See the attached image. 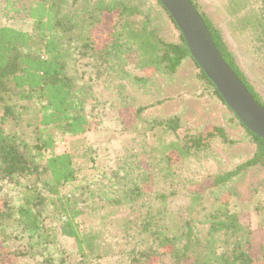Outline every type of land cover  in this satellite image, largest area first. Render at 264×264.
Masks as SVG:
<instances>
[{"label":"trees","instance_id":"1","mask_svg":"<svg viewBox=\"0 0 264 264\" xmlns=\"http://www.w3.org/2000/svg\"><path fill=\"white\" fill-rule=\"evenodd\" d=\"M1 1L7 15L29 18L33 28L29 32L0 25V180L21 188L18 206L9 201L0 204V234L10 237L9 229L23 226L30 237L38 233L51 242L58 231L48 216L55 212L62 233L76 240L83 258L102 256L98 234L80 233L70 192L79 187L82 195L95 196L98 191L96 178L89 179L88 174L97 175L99 169L82 161L91 152L86 139L100 124L95 85L104 79L128 78L133 86H146L157 74L175 77L191 59L202 95L212 94L231 112V120L254 146L253 153L233 169L210 175L206 180L211 183L202 187L182 176L185 163L210 149L215 138L226 146L239 140L220 124L204 131L189 129L183 137L151 146L148 168L136 154L123 174L105 173L103 181L114 177L115 183L108 187L104 183L107 191L98 196L105 199L109 213H127L117 219L125 231H134L129 233L130 264H148L165 254L174 264H254L253 231L231 210L228 195L221 193L233 178L252 168H264V139L228 107L160 0ZM190 1L224 59L264 106L263 94L240 66L220 26L198 0ZM259 1L254 25L260 37L264 36V0ZM105 17L111 18L110 38L98 47L95 31ZM160 18L175 26L178 38L162 34ZM151 105H139L137 115L143 119ZM181 122L179 115L153 118L142 140L157 126L178 132ZM150 181L158 186L151 193L146 190ZM181 190L188 191V202L179 209L169 208V198ZM214 195L216 205L208 208L203 201ZM14 253L19 261L32 255L29 250ZM0 264H8L1 250Z\"/></svg>","mask_w":264,"mask_h":264},{"label":"rangeland","instance_id":"2","mask_svg":"<svg viewBox=\"0 0 264 264\" xmlns=\"http://www.w3.org/2000/svg\"><path fill=\"white\" fill-rule=\"evenodd\" d=\"M201 9L207 12L222 29L225 38L235 52L242 69L247 73L255 88L264 96V36H258L254 18L258 13L259 0H198ZM161 32L168 39L178 38L174 25L162 21ZM0 25H8L25 31H32L33 21L26 17L7 15L0 0ZM111 18H104L95 31L98 47H103L110 38ZM129 69V68H128ZM132 69V68H131ZM122 79V78H121ZM98 97L97 109L100 124L97 130L86 139L91 152L83 158L94 164L99 172L89 179L96 178L95 196L83 194L79 187L72 188V206L78 214L80 233H97V247L102 256H81V251L73 237L61 231V220L55 212L48 216L49 224L57 227V236L51 242H45L37 233L30 237L19 228L9 229L10 237L0 234V250L8 264H130L129 233L133 228L124 230L122 221L126 212L109 213L105 199L98 193L107 191L105 185L115 183V178H105V173L118 171L123 174L131 159L136 158L146 164L151 146L166 144L183 137L192 130H207L213 125L225 126L230 135L239 140L234 146L224 145L219 138L212 140L210 149L199 152L185 163L182 176L193 183L205 186L210 175L228 169L247 159L254 146L245 137L242 128L232 120V114L222 102L212 94L202 95L203 87L196 77V66L191 59L184 62L175 77L161 74L154 76L146 86H133L128 78L122 80H101L95 85ZM264 98V97H263ZM161 101V103H158ZM152 105L143 113V119L136 113L139 105ZM156 103V104H155ZM179 115L182 126L178 132L157 126L145 137L142 132L149 120ZM29 130V129H28ZM145 144V146H144ZM147 150V151H146ZM92 159V160H91ZM83 173L80 175L82 178ZM110 180V181H109ZM105 183V185H104ZM157 184L150 181L146 185L148 192H154ZM21 188L7 180H0V204L9 201L18 206L21 203ZM160 189V188H159ZM61 192H64L61 190ZM188 191L181 190L168 200L169 208L179 209L188 202ZM221 194H227L230 208L239 214L241 221L253 231L251 253L254 264H264V168H252L233 178ZM101 196V194H100ZM206 197L205 206L212 208L217 198ZM131 225V224H129ZM8 237V238H5ZM142 240H145L142 237ZM15 250L30 251L22 260L15 258ZM46 258L48 260H46ZM148 264H174L170 255L153 257Z\"/></svg>","mask_w":264,"mask_h":264},{"label":"water","instance_id":"3","mask_svg":"<svg viewBox=\"0 0 264 264\" xmlns=\"http://www.w3.org/2000/svg\"><path fill=\"white\" fill-rule=\"evenodd\" d=\"M183 34L192 57L215 84L228 107L264 139V106L259 103L216 46L202 16L190 0H160Z\"/></svg>","mask_w":264,"mask_h":264}]
</instances>
